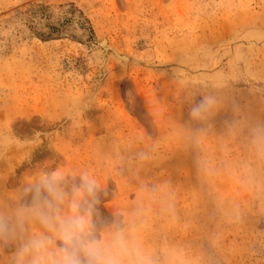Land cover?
Here are the masks:
<instances>
[{"label":"rangeland","instance_id":"rangeland-1","mask_svg":"<svg viewBox=\"0 0 264 264\" xmlns=\"http://www.w3.org/2000/svg\"><path fill=\"white\" fill-rule=\"evenodd\" d=\"M43 166L155 264H264V0H0V199Z\"/></svg>","mask_w":264,"mask_h":264},{"label":"clouds","instance_id":"clouds-1","mask_svg":"<svg viewBox=\"0 0 264 264\" xmlns=\"http://www.w3.org/2000/svg\"><path fill=\"white\" fill-rule=\"evenodd\" d=\"M216 103L195 102L190 120H207ZM100 191L88 170L38 168L0 199V264H155L136 219L100 216Z\"/></svg>","mask_w":264,"mask_h":264}]
</instances>
